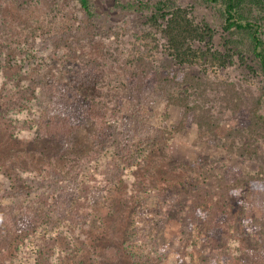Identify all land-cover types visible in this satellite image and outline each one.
<instances>
[{"label":"trees","instance_id":"16d2710c","mask_svg":"<svg viewBox=\"0 0 264 264\" xmlns=\"http://www.w3.org/2000/svg\"><path fill=\"white\" fill-rule=\"evenodd\" d=\"M69 1L80 13L79 24L71 32L46 38L44 50H40L39 44L36 51L32 50L33 54H44L40 59L42 65L36 76L17 90L14 105L21 107L29 101L33 107L19 111L35 109L36 116L30 113L33 119L30 122L25 119L26 127L35 131L39 141L50 138L57 142L63 153L71 147L70 139L78 130L91 127L92 152L70 178L52 168L42 170L44 176L40 178L29 175L15 185H3L0 189V264H36L38 261H30L32 253L45 255L43 259L49 264H57L59 259L63 262L66 257L81 258L80 251H88L83 225L92 214L88 205L89 187L100 178L117 180L142 156L156 147L169 145L175 135L193 125L225 141L242 140L243 136L261 139L264 135L261 112L264 98L252 97L250 90L242 95L233 82L222 80L216 74L230 67L242 68L246 75L264 81V0H192L210 11L212 22H196L192 8L175 0H157L146 17L148 30L144 34L157 45L160 62L154 65L144 57L135 59L125 70V82L137 95L149 91L168 106L182 108V118L172 126L138 122L133 127L127 124L120 99L113 102L104 95L110 94V88L98 91L105 76L97 63L72 68L54 65L53 59H59L61 49L93 41L100 35L90 0ZM115 1L116 7L123 8L119 0ZM138 2L141 8H146L145 3ZM19 53L25 54L22 58L33 56L30 52ZM87 91L94 92L95 97ZM221 106L235 119L233 122L216 117V110ZM12 113L15 118L20 116ZM223 145L229 147L227 143ZM250 147L244 145L247 150ZM252 179L238 181L237 177H223L213 190L199 186L179 190V198L189 200L192 208L184 215L189 236L200 232L203 241L214 249L231 243L236 221L227 203ZM53 240L63 246L61 251L54 250L53 256L59 257L55 262L46 255ZM181 240L183 251L176 254L175 262L168 264H188L186 247L190 244L186 236ZM137 241L139 252H148L145 255L150 261L140 253L132 255L133 264H152L151 261L163 264L153 259L157 253L164 252L160 245L144 237ZM121 248L106 247L105 261L119 264Z\"/></svg>","mask_w":264,"mask_h":264},{"label":"rangeland","instance_id":"374dc122","mask_svg":"<svg viewBox=\"0 0 264 264\" xmlns=\"http://www.w3.org/2000/svg\"><path fill=\"white\" fill-rule=\"evenodd\" d=\"M119 1L123 8L116 7L115 0H90L100 27L99 37L61 49L59 59L54 58L53 63L63 68L97 63L105 76L98 91L110 88V94L104 95L113 102L120 99L122 112L131 127L138 122L177 125L182 108L168 106L149 91L137 95L125 82V70L135 59L144 57L154 65L160 62L157 45L144 34L148 30L146 17L157 0ZM138 1L145 3L146 8H141ZM175 1L191 7L196 22L213 21L210 11L192 0ZM79 19V11L69 0H0V189L5 183L15 185L25 176L40 178L46 169L52 168L70 178L92 152L91 127L78 130L70 139L71 147L63 153L57 142L50 138L39 141L35 131L26 127L25 119L30 122L33 119L30 113L36 116L35 109L19 111L33 107L29 101L21 107L14 105L17 90L35 77L42 65L40 59L44 54H33L32 50L36 51L38 44L44 50L46 38L73 31ZM21 51L33 56L22 58L25 54ZM216 74L222 80L233 82L242 95L250 90L252 97L264 98L263 79L246 75L242 68L230 67ZM87 92L90 95L92 91ZM12 112L20 116L15 118ZM261 112L264 114V108ZM216 117L235 120L222 106L217 108ZM245 144L250 149H245ZM223 177H237L238 181L253 179L227 203L236 221L234 240L214 249L203 241L200 232L189 236L184 215L192 208L189 200L179 198L178 191L195 186L213 190ZM98 180L89 187L88 205L92 214L83 225L87 253L80 251L81 258L66 257L63 262L60 259L55 262L59 257L53 256L54 250L61 251L63 246L53 240L46 254L51 262L99 264L102 260L103 264H111L103 257L108 246L122 247L119 264H133L132 255L140 253L150 261L145 255L148 252H139L137 240L144 237L164 250L153 259L168 264L175 262L176 254L183 251L181 239L186 236L190 244L186 247L188 264H264V135L261 139L243 136L242 140L225 141L193 125L175 135L169 145L156 147L142 156L117 180ZM2 240L5 241L4 236ZM43 257L32 253L30 261L49 264Z\"/></svg>","mask_w":264,"mask_h":264}]
</instances>
